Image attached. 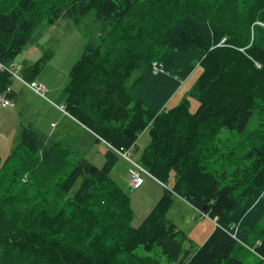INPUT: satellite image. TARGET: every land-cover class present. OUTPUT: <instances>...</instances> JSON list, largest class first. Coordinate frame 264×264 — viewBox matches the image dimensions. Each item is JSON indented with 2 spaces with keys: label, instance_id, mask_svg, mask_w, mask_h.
Listing matches in <instances>:
<instances>
[{
  "label": "trees",
  "instance_id": "trees-1",
  "mask_svg": "<svg viewBox=\"0 0 264 264\" xmlns=\"http://www.w3.org/2000/svg\"><path fill=\"white\" fill-rule=\"evenodd\" d=\"M2 1L14 3L10 13L0 11L4 66L43 21L79 23L95 12L98 39L69 72L65 111L117 149L134 147L148 131L139 163L164 186L172 174L175 180L132 228L127 196L108 179L111 152L103 168L51 160L55 143L47 148L33 123H20L19 141L0 167V264H163L156 251L167 264H243L233 256L239 245L264 258V26L257 24H264V0ZM153 62L162 73H153ZM42 63L20 76L31 82ZM196 66L202 72L190 95L197 112L185 100L166 110ZM12 82L0 72V93L14 101ZM52 162L60 173L44 167ZM175 197L216 223L192 253L167 218Z\"/></svg>",
  "mask_w": 264,
  "mask_h": 264
},
{
  "label": "rangeland",
  "instance_id": "rangeland-1",
  "mask_svg": "<svg viewBox=\"0 0 264 264\" xmlns=\"http://www.w3.org/2000/svg\"><path fill=\"white\" fill-rule=\"evenodd\" d=\"M13 8V2L0 0V11L3 13L8 14ZM137 17H140L138 12L135 13V20ZM94 19L95 12L91 11L79 23L64 18L58 19L53 25H48L46 21H43L30 34L25 48L15 57L11 65L4 66L0 63V72H8L13 80L7 91L17 94L14 101L3 94L10 105L3 106L0 104V167L10 158L13 148L19 141L20 123L24 125L33 123L35 130L47 141V148L51 146L50 144L55 143L50 153L51 160L61 157L64 160L67 159L69 163H77L83 159L97 168H103L106 162V153L109 151L115 156V162L108 174V179L127 196L128 205L132 212L129 221L130 227L137 228L163 196L164 188H172L175 180L174 175H171L165 187L156 178L157 181L144 175L143 183L139 189H132L127 182L131 164L121 156H117L111 149L114 148L113 146L97 137L69 115L65 111V105L61 99L69 81V72L82 54L85 45L87 43L96 44L97 42L100 24ZM120 57L121 55L117 57L114 55L113 59ZM39 61H43V67L31 82H35L44 89L42 96L28 88L27 84L31 82L20 76L24 67ZM139 72V70L133 72L131 81L138 77ZM201 72L202 69L196 66L188 77L181 82L180 87L167 101L166 110L179 106L185 100L188 101L189 112L192 114L197 112L199 102L190 95V92ZM13 74H17L19 79ZM149 142L150 135L147 131L144 141L142 139L137 140L136 145L130 147L132 161L140 162V157ZM65 150L71 151V153L65 156ZM60 166L61 164L57 162L44 165L48 170L58 173H60ZM47 169L44 170L47 171ZM61 171H64L63 166ZM190 209V205L176 200L175 206H172L167 218L173 220L176 226L187 236L192 248L188 249L189 245L186 244L184 251L190 250L192 253L214 232L216 223L198 210ZM259 245L260 243H257V246ZM137 252L144 255L142 249H138ZM155 255H159L162 263L167 264L166 259L158 251L155 252ZM233 256L243 264H264V258L259 253L243 245L237 247Z\"/></svg>",
  "mask_w": 264,
  "mask_h": 264
},
{
  "label": "built area",
  "instance_id": "built-area-1",
  "mask_svg": "<svg viewBox=\"0 0 264 264\" xmlns=\"http://www.w3.org/2000/svg\"><path fill=\"white\" fill-rule=\"evenodd\" d=\"M225 39H223L217 46L218 47H222V46H225ZM240 51L243 52L242 49H240ZM152 67H153V73L154 74H157L158 72L159 73H162L163 70H162V65L157 63V62H153L152 63ZM14 76H16L15 74H13ZM17 79H19L17 76H16ZM28 88H30L34 93H36L37 95H40L42 96V94L44 93V89L37 85L35 82H31L29 84H27ZM0 104H2L3 106H9L10 103L7 99H5L3 97V94L0 93ZM115 153H119L120 156L128 161L130 164H131V167L129 168L128 170V182H129V185L132 189H139V187L142 185L143 183V176H148L152 179H154L155 181H157L153 176H151L139 163H136L134 161H132L131 159V149L128 148V149H125V148H111ZM164 186V185H163ZM204 215V214H203ZM234 226L231 228V230H233ZM236 229V227H235ZM234 229V230H235ZM232 237H234V234H232ZM254 251V249H251Z\"/></svg>",
  "mask_w": 264,
  "mask_h": 264
},
{
  "label": "crops",
  "instance_id": "crops-1",
  "mask_svg": "<svg viewBox=\"0 0 264 264\" xmlns=\"http://www.w3.org/2000/svg\"><path fill=\"white\" fill-rule=\"evenodd\" d=\"M146 132L147 131H145V132H143L142 134H141V136L138 138V140H143L144 141V136H145V134H146ZM139 142V141H138ZM127 182H128V177H127ZM128 184H129V182H128ZM176 200H177V202H181V203H183V204H188L187 202H185L183 199H181V198H179V197H175L174 198V206H175V202H176ZM188 206H189V204H188ZM190 210H194V208H192L191 206H190ZM170 212V211H169ZM168 215V214H167ZM171 220V219H170ZM173 221V220H172Z\"/></svg>",
  "mask_w": 264,
  "mask_h": 264
},
{
  "label": "bare ground",
  "instance_id": "bare-ground-1",
  "mask_svg": "<svg viewBox=\"0 0 264 264\" xmlns=\"http://www.w3.org/2000/svg\"><path fill=\"white\" fill-rule=\"evenodd\" d=\"M257 24H258L259 26H264V24L261 23V22H257ZM222 40H223V39H222ZM222 40H221V41H222ZM10 64H11V63H10ZM16 66H17V65H16ZM21 67H22V66H21ZM7 68H8V67H7ZM9 68H10V67H9ZM16 70H17V69H16ZM10 71H11V70H10ZM14 71H15V68H14ZM14 71H13V72H14ZM17 74H18V73H17ZM17 74H16V75H17ZM18 75H19V74H18ZM25 84H26V83H25ZM39 86H40V85H39ZM261 260H262V259H261Z\"/></svg>",
  "mask_w": 264,
  "mask_h": 264
}]
</instances>
